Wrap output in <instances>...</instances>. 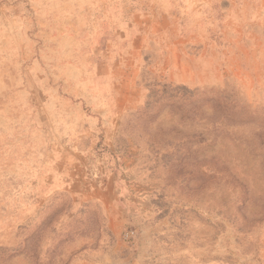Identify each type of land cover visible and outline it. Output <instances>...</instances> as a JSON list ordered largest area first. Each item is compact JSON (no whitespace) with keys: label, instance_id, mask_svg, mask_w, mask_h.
Listing matches in <instances>:
<instances>
[{"label":"rangeland","instance_id":"rangeland-1","mask_svg":"<svg viewBox=\"0 0 264 264\" xmlns=\"http://www.w3.org/2000/svg\"><path fill=\"white\" fill-rule=\"evenodd\" d=\"M0 264H264V0H0Z\"/></svg>","mask_w":264,"mask_h":264}]
</instances>
